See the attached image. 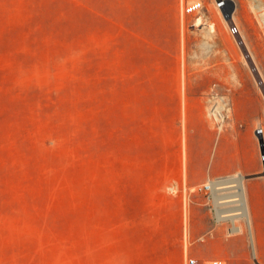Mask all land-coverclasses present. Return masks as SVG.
<instances>
[{
  "label": "rangeland",
  "instance_id": "obj_1",
  "mask_svg": "<svg viewBox=\"0 0 264 264\" xmlns=\"http://www.w3.org/2000/svg\"><path fill=\"white\" fill-rule=\"evenodd\" d=\"M232 84L264 106V0H0V264H172L161 205L189 194L264 264V107L239 112L254 174L190 188L157 171L205 139L190 96ZM205 112L231 138L228 100ZM239 178L247 218L215 223L213 206L241 207Z\"/></svg>",
  "mask_w": 264,
  "mask_h": 264
},
{
  "label": "crops",
  "instance_id": "obj_2",
  "mask_svg": "<svg viewBox=\"0 0 264 264\" xmlns=\"http://www.w3.org/2000/svg\"><path fill=\"white\" fill-rule=\"evenodd\" d=\"M235 77L238 75H227V80L234 81ZM209 80H218V76L210 74ZM245 93L241 95L240 90L232 84V88L216 89L206 100L199 98L200 95H191L194 99L190 103L200 109L199 122L205 129V139L200 141L195 150L187 152L184 158L176 155L174 159L159 160L157 171L160 174L185 175L186 184L190 188L203 180L254 174L252 172L257 171L258 164L255 163V167L249 168L245 154H241L239 112L241 106L250 105L256 113H260L264 106L254 90H247ZM223 98L228 100L234 113L231 138L217 136L205 117V107H219ZM161 206L167 209L169 230L161 235L158 249L161 254H168L172 264H183L185 255L195 259L198 264L213 261L224 264H251L246 258H241L238 240L225 233L223 228L213 225L210 213L200 199L191 197L190 194L186 199L176 196Z\"/></svg>",
  "mask_w": 264,
  "mask_h": 264
},
{
  "label": "bare ground",
  "instance_id": "obj_3",
  "mask_svg": "<svg viewBox=\"0 0 264 264\" xmlns=\"http://www.w3.org/2000/svg\"><path fill=\"white\" fill-rule=\"evenodd\" d=\"M232 183H233L232 181H221V182H218L212 186L214 188L213 190H216V191L217 190H224V189L231 188L234 186H237V188H238L239 195H236V197H239L237 200L241 202V207L240 208L238 207L236 209L223 210L220 213L224 217H228V218H232V217L234 218V216H237V215H242L245 218H247L246 210L243 206L244 204H243V195H242V179L239 178L237 184L234 183L235 184L234 186L232 185ZM214 186H216V187H214ZM229 197H231V196H222L219 198L220 200L219 199H217V200L220 201V202L218 201L219 204L224 205L225 203L231 202V200L228 199ZM237 229H239V228H237Z\"/></svg>",
  "mask_w": 264,
  "mask_h": 264
},
{
  "label": "built area",
  "instance_id": "obj_4",
  "mask_svg": "<svg viewBox=\"0 0 264 264\" xmlns=\"http://www.w3.org/2000/svg\"><path fill=\"white\" fill-rule=\"evenodd\" d=\"M222 2H219L217 3V8H220L222 7ZM229 33L234 36L236 33H237V29L235 27H231L229 29ZM256 134L260 137L261 134H262V130L260 129H257L256 130ZM261 160L264 162V156L261 157ZM213 184L212 183H208L207 185H205L202 190L205 192V193H209L211 194L212 191H213V188H212ZM211 211L213 213V221L215 223H221L224 219L228 218V217H224L222 214L220 215L219 214V210L216 206H213L211 208ZM187 264H198L197 261L193 258L189 259ZM203 264H224L223 262H220V261H213V262H206V263H203Z\"/></svg>",
  "mask_w": 264,
  "mask_h": 264
},
{
  "label": "water",
  "instance_id": "obj_5",
  "mask_svg": "<svg viewBox=\"0 0 264 264\" xmlns=\"http://www.w3.org/2000/svg\"><path fill=\"white\" fill-rule=\"evenodd\" d=\"M258 141H259L261 155L264 156V141L261 137H258ZM263 169H264V162H263Z\"/></svg>",
  "mask_w": 264,
  "mask_h": 264
}]
</instances>
